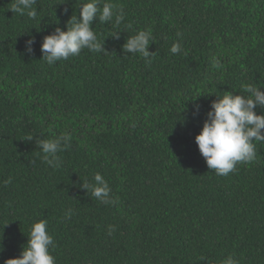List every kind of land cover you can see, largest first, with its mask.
Listing matches in <instances>:
<instances>
[{
	"label": "trees",
	"instance_id": "1",
	"mask_svg": "<svg viewBox=\"0 0 264 264\" xmlns=\"http://www.w3.org/2000/svg\"><path fill=\"white\" fill-rule=\"evenodd\" d=\"M14 2L0 0V264L20 255L39 219L56 264H218L229 255L264 264V142L226 176L208 169L195 142L216 95L264 83V0H105L123 20L94 19L104 50L54 65L42 59L43 38L66 30L86 0H37L35 19L10 10ZM146 29L151 63L123 49ZM65 131L71 144L53 169L36 141ZM97 172L117 203L81 186Z\"/></svg>",
	"mask_w": 264,
	"mask_h": 264
},
{
	"label": "clouds",
	"instance_id": "2",
	"mask_svg": "<svg viewBox=\"0 0 264 264\" xmlns=\"http://www.w3.org/2000/svg\"><path fill=\"white\" fill-rule=\"evenodd\" d=\"M36 3L37 0H15L9 9L21 15L27 12L30 18L35 19L38 15L34 7ZM97 17L101 23L114 21L115 25H119L123 20L122 12L118 13L113 3L105 0H86L80 4L78 15H71L66 23V30L57 27L54 32L43 38L42 59L48 65H54L57 61L79 55L83 49L92 52L104 50L103 43L93 30V21ZM112 36L119 38V32ZM153 41L155 40L151 29L139 30L128 36L123 49L125 53H138L146 63H151L153 52L148 50V46ZM33 43L34 39L31 37L26 41L29 53L32 52ZM181 51V44L174 42L170 52L177 54ZM213 63L216 68L222 67L219 58L214 57ZM216 96L217 99L211 102V108L207 112V119L195 136V142L206 160L208 169L214 170L219 176H226L236 170L238 163L253 161L256 158L254 142H264V112L257 111L258 108L264 109V83L259 86L245 84L241 92L236 91L234 94L225 91L223 95ZM199 108V104L194 102L191 109L193 115L199 113ZM25 139L31 140L32 135ZM71 140V133L65 131L52 138L37 140L36 143L44 162L56 169L62 166L59 153L70 147ZM10 182V178L5 181L6 184ZM81 186L105 205L115 204L119 200L118 197H113L108 181L99 172L94 175L92 183L84 182ZM73 214V210L69 208L65 212V218L71 219ZM114 230L115 226L110 225L108 234L111 235ZM27 237L20 255L6 258L3 264H56V258L52 254L56 245L53 235L48 231L46 219L33 222ZM0 251H3L2 244ZM209 264H212V261H209ZM218 264H239V261L229 255L222 258Z\"/></svg>",
	"mask_w": 264,
	"mask_h": 264
}]
</instances>
